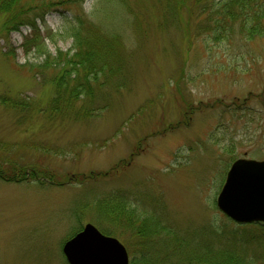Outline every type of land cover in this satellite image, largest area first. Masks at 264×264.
Instances as JSON below:
<instances>
[{
  "label": "rangeland",
  "instance_id": "374dc122",
  "mask_svg": "<svg viewBox=\"0 0 264 264\" xmlns=\"http://www.w3.org/2000/svg\"><path fill=\"white\" fill-rule=\"evenodd\" d=\"M77 10L48 14L37 34L0 31V93L53 97L30 66L43 42L72 46ZM80 12L118 37L111 62L123 73L90 80L72 117L18 121L0 105V157L33 171L0 175V264H68L64 243L87 223L123 242L131 264H171L177 238L185 257L245 247L234 264H264V226L232 235L238 225L216 205L235 160H264V0H86Z\"/></svg>",
  "mask_w": 264,
  "mask_h": 264
},
{
  "label": "trees",
  "instance_id": "16d2710c",
  "mask_svg": "<svg viewBox=\"0 0 264 264\" xmlns=\"http://www.w3.org/2000/svg\"><path fill=\"white\" fill-rule=\"evenodd\" d=\"M86 0H0V17L2 18L0 31L3 34H10L13 31L20 30L22 27H29L36 34L39 33L38 23L42 22L45 24L46 16L54 11H64L78 9L74 11L72 18L69 21V27L66 30V34L73 38L72 46L67 50L63 51L61 48H56L52 52L47 44L43 42L45 50H42V63L39 65H31V68L37 67L40 73L47 74V79L50 80L54 87L53 97L47 102L43 99H25L18 94H12L10 91H5L0 93V105L4 106L6 110L14 111L15 116H19V120L24 117V115L32 116L36 113L37 115L44 114L47 117H56L62 115L67 117V113L73 111L69 117L75 114L76 103L85 102L91 94V88L89 81L97 77L98 75H104L105 77L109 75H114V73L119 72L122 75L123 69L119 65H113L112 59H115L113 50L117 45L118 37L113 36L110 32H101L104 30L99 25L97 26L95 22H89L86 20L87 14L80 12L82 11V5ZM233 15V14H232ZM65 16V15H64ZM86 22L89 26L86 27ZM92 25V28H91ZM86 28L87 36L82 37V29ZM101 29V31H100ZM98 30L99 34L95 31ZM10 55V53H6ZM117 61H121L120 58ZM51 78V79H50ZM92 85V84H91ZM82 97V98H81ZM95 108H84L82 107L78 110L77 118H89L94 115L97 110L103 108L101 105H96ZM75 109V110H74ZM68 117V118H69ZM28 119V118H26ZM0 144H6L1 142ZM7 146V145H6ZM17 160L11 158L0 157V175L3 176L8 181H21L23 176H25L33 171L27 170V167L22 162H15ZM12 164V165H11ZM13 166V170H5V166ZM29 171V172H27ZM121 210V209H120ZM123 212L118 213V218L122 217ZM128 214V220H132ZM230 220V219H229ZM231 221V220H230ZM232 235L237 236V233L243 227L248 225L237 224ZM252 226L264 224L254 223ZM218 234L223 238L225 242L231 237L225 232L219 231L216 226ZM177 243L181 244V250L175 256L170 259L171 264H203V258L207 264H234L237 260L243 262L242 255L237 254L246 251L245 247L241 251H223L222 255H214V252L210 248L209 252L197 253L192 252L193 255L185 257L183 255V241L177 238ZM232 239V238H231ZM264 243L262 244V246ZM225 247V246H223ZM179 249V248H178ZM206 251V250H205ZM143 254V253H142ZM219 256V257H218ZM240 256V258L238 257ZM218 257V258H217ZM154 260H149L146 258L144 264H155ZM166 263H168L166 261ZM248 263V262H247ZM262 263V261H260ZM133 264H135L133 262ZM159 264V263H157ZM160 264H164L161 262ZM250 264V263H249ZM255 264V263H254Z\"/></svg>",
  "mask_w": 264,
  "mask_h": 264
},
{
  "label": "water",
  "instance_id": "95a60500",
  "mask_svg": "<svg viewBox=\"0 0 264 264\" xmlns=\"http://www.w3.org/2000/svg\"><path fill=\"white\" fill-rule=\"evenodd\" d=\"M217 206L240 224L264 223V160L240 158L227 172ZM68 264H130L126 246L101 232L94 224L64 243Z\"/></svg>",
  "mask_w": 264,
  "mask_h": 264
},
{
  "label": "flooded vegetation",
  "instance_id": "af4514ba",
  "mask_svg": "<svg viewBox=\"0 0 264 264\" xmlns=\"http://www.w3.org/2000/svg\"><path fill=\"white\" fill-rule=\"evenodd\" d=\"M129 262H130V264H131V257H130V261H129Z\"/></svg>",
  "mask_w": 264,
  "mask_h": 264
}]
</instances>
